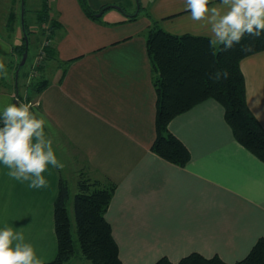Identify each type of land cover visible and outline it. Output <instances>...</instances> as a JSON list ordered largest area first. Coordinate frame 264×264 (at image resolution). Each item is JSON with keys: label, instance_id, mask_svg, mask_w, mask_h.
<instances>
[{"label": "crops", "instance_id": "1", "mask_svg": "<svg viewBox=\"0 0 264 264\" xmlns=\"http://www.w3.org/2000/svg\"><path fill=\"white\" fill-rule=\"evenodd\" d=\"M86 1L100 14L88 15L79 0H46L48 19L42 23L54 55L39 66L54 74L34 91V99L53 143L55 132L82 155L78 170L115 182L104 216L121 261L151 264L162 255L177 261L192 251L227 262L243 257L264 236V161L234 138L221 103L205 98L168 122L190 152L184 165L150 149L156 92L146 30L157 19L170 32L208 34L191 21L183 0H139L141 7L137 0L126 6L118 0ZM114 1V12L106 16L105 8L99 10ZM16 29L0 22V61L7 69V77H0V112L14 95L28 94L18 93L15 84V46L23 35ZM240 69L247 105L264 127V49L242 57ZM6 173L0 165V228L23 231L37 254L51 259L53 202L62 169L50 167L49 185L42 189H29ZM75 190L69 188L71 218Z\"/></svg>", "mask_w": 264, "mask_h": 264}, {"label": "trees", "instance_id": "2", "mask_svg": "<svg viewBox=\"0 0 264 264\" xmlns=\"http://www.w3.org/2000/svg\"><path fill=\"white\" fill-rule=\"evenodd\" d=\"M79 2L88 15H95L86 0ZM139 2L138 0L141 7ZM108 6L112 5L103 4L99 10ZM47 10V2L43 0L41 7L35 10L38 22L48 19ZM24 13L25 7L22 24L23 32L28 37L32 30L25 22ZM133 17L134 13L129 14V18ZM245 45H250V50H243ZM15 47L21 56L25 47L23 36L22 41ZM145 48L156 92L155 135L150 145L154 153L177 165H184L190 158V152L183 141L170 131L168 122L176 114L211 97L223 106L224 118L234 138L264 161V127L247 105L244 76L240 69L242 57L264 49V35L260 38L245 36L231 50L220 51L217 48L214 55V50L209 47L208 35L170 32L154 19L145 33ZM39 54L41 59L54 55L49 42L42 45ZM219 70H227L229 76L227 79L214 81L210 77ZM46 82L45 78L37 81L33 90L40 91ZM81 173L84 176L77 181V189L72 196V218L67 207L70 195L67 180L64 177L58 179L53 202L56 252L51 259L44 262H66L75 251V231L79 252L92 264H123L118 255V245L112 235L111 225L104 216L116 184L108 177H90ZM151 264H264V236L257 237L248 252L232 262L224 261L216 254L204 256L192 251L177 261H171L162 255Z\"/></svg>", "mask_w": 264, "mask_h": 264}, {"label": "clouds", "instance_id": "3", "mask_svg": "<svg viewBox=\"0 0 264 264\" xmlns=\"http://www.w3.org/2000/svg\"><path fill=\"white\" fill-rule=\"evenodd\" d=\"M184 11L209 36L213 54L229 51L245 36L264 35V0H183ZM250 45L243 50H250ZM0 76L7 77V69L0 61ZM227 70H219L210 77L214 81L227 79ZM45 117L32 111L30 103H10L0 112V165L7 175L29 189L49 185L45 173L49 168L63 169L53 147V139L46 134ZM0 264H45L34 245L26 241L23 231L5 224L0 228Z\"/></svg>", "mask_w": 264, "mask_h": 264}, {"label": "rangeland", "instance_id": "4", "mask_svg": "<svg viewBox=\"0 0 264 264\" xmlns=\"http://www.w3.org/2000/svg\"><path fill=\"white\" fill-rule=\"evenodd\" d=\"M23 6L25 7V13L24 18L27 26L32 31L29 33L28 38V47H27V57L22 65V67L19 69L15 84L17 88V92L20 94H24L25 92H28L27 95L22 97L19 95L15 96L16 99H14L16 102H22V103H30L32 105V111L36 112L37 110V104L35 103L34 97V90L33 87L37 83V81H40L41 79H47L50 78L53 74H50L49 72H46L42 69H40V66L43 61L42 59H38V51L42 47V45L45 43V41H49L48 39V30L47 26L44 25V23H40L36 19V9L41 7L43 0H22ZM131 0H118L117 2L123 6L127 5V2ZM144 1V0H142ZM115 3H107L109 5L117 4ZM20 3L21 0H0V22L3 23L4 26H10V28L17 32L16 28H19V30L22 27L21 22V9H20ZM137 4V2H136ZM114 6V5H113ZM115 8L112 6H108L104 9L105 15L107 16V13L114 12ZM24 12V11H23ZM10 16H13V28L12 24H9L8 18ZM20 32V31H19ZM18 34V33H17ZM24 37V32L23 35ZM22 41V40H21ZM18 57L13 60L14 64L13 66L16 68L18 61L20 60L19 54L17 53ZM5 64V62L3 61ZM41 63V64H40ZM59 65L63 68L65 66L64 63H59ZM15 68H14V74H15ZM39 69L41 73L37 70ZM1 77V76H0ZM26 81H25V79ZM25 82H28L26 85ZM13 99H10L8 101V104L10 103H16ZM38 113V112H37ZM47 126H49V123H47ZM53 131V128H52ZM53 135H56L57 138L55 139L57 142L53 143V147L55 149L56 155L58 159L65 164L62 169L63 177L67 180L68 187L74 191V189H77V181L82 178L81 176H84L80 170H78V166L81 165L82 161V155L74 149L70 144L65 141V139L60 136L58 133L52 132ZM74 161V162H73ZM79 164V165H78ZM73 196V195H72ZM73 238H74V254L63 264H92L89 259L84 257L80 252L78 248V242L76 239L75 231L73 232Z\"/></svg>", "mask_w": 264, "mask_h": 264}, {"label": "water", "instance_id": "5", "mask_svg": "<svg viewBox=\"0 0 264 264\" xmlns=\"http://www.w3.org/2000/svg\"><path fill=\"white\" fill-rule=\"evenodd\" d=\"M137 3H138V0H137ZM23 1L21 0V3H20V9H21V22H23V11H24V6H23ZM95 14H100V11H97ZM22 27L24 29V26L22 24ZM24 49L22 51V54H21V57H20V60L18 61V64L15 68V77H17V74H18V71L19 69L22 67V65L24 64L25 60H26V57H27V47H28V38H27V35L24 33ZM16 102V101H14Z\"/></svg>", "mask_w": 264, "mask_h": 264}, {"label": "built area", "instance_id": "6", "mask_svg": "<svg viewBox=\"0 0 264 264\" xmlns=\"http://www.w3.org/2000/svg\"><path fill=\"white\" fill-rule=\"evenodd\" d=\"M46 43H48V41H45L44 44H46ZM44 44H43V45H44ZM40 49H41V48H40ZM40 49H39V50H40ZM40 56H41V55L39 54V55H38V59L40 58Z\"/></svg>", "mask_w": 264, "mask_h": 264}]
</instances>
